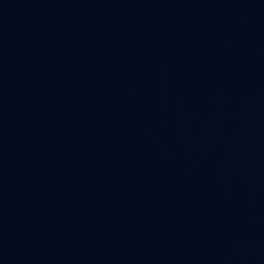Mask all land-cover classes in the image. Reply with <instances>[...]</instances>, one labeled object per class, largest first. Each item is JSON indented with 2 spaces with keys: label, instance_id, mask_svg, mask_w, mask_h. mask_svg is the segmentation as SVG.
<instances>
[{
  "label": "water",
  "instance_id": "obj_1",
  "mask_svg": "<svg viewBox=\"0 0 264 264\" xmlns=\"http://www.w3.org/2000/svg\"><path fill=\"white\" fill-rule=\"evenodd\" d=\"M0 113L264 191V0H0Z\"/></svg>",
  "mask_w": 264,
  "mask_h": 264
}]
</instances>
